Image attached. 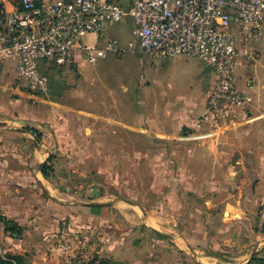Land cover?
I'll use <instances>...</instances> for the list:
<instances>
[{"label": "crops", "instance_id": "obj_1", "mask_svg": "<svg viewBox=\"0 0 264 264\" xmlns=\"http://www.w3.org/2000/svg\"><path fill=\"white\" fill-rule=\"evenodd\" d=\"M247 51L236 67L246 73L241 91L247 103L217 126L198 122L214 80L205 65L208 80L194 99L130 82L99 84L95 68L107 57L95 65L76 61L71 69L53 71L49 94H33L30 101L15 84L16 61H5L0 65V202L15 199L20 220L40 206L39 223L46 205L53 221L76 207L103 214L108 205L119 207L120 200L101 203L98 196L81 198V191L89 194L94 185L100 190L103 177L107 188L121 190L124 179L130 182L140 169L154 175L157 186L151 190L159 189L158 202L144 212L148 227L157 230V216L159 223L172 221L158 235L191 254L195 263L247 264L264 248V40L251 41ZM182 56L169 57V63ZM257 67L262 74L254 70L252 75ZM12 68L15 76L1 80V73ZM76 80L85 83L75 86ZM56 84L63 87L60 96L51 94ZM43 164L49 165L48 177L41 172ZM96 180L100 183H91ZM75 182L79 193L73 192ZM37 187L47 198L28 199L25 191L33 194ZM169 200L180 213L169 208ZM125 216L137 218L136 212Z\"/></svg>", "mask_w": 264, "mask_h": 264}, {"label": "built area", "instance_id": "obj_2", "mask_svg": "<svg viewBox=\"0 0 264 264\" xmlns=\"http://www.w3.org/2000/svg\"><path fill=\"white\" fill-rule=\"evenodd\" d=\"M126 17L131 37L105 38ZM263 25L264 0H0V65L15 60L16 79L27 84L19 88L48 95L51 65H95L129 51L193 57L214 75L198 122L217 126L247 103L235 70Z\"/></svg>", "mask_w": 264, "mask_h": 264}, {"label": "rangeland", "instance_id": "obj_3", "mask_svg": "<svg viewBox=\"0 0 264 264\" xmlns=\"http://www.w3.org/2000/svg\"><path fill=\"white\" fill-rule=\"evenodd\" d=\"M130 26L131 19L126 17L124 21L110 29L106 37L116 36L121 42H124L131 37ZM262 30L260 40H264V25ZM89 38L91 41L94 40V37ZM114 55L110 54L102 67L96 66L97 73L101 75V77L94 78L96 82L98 81L97 83L122 85L130 82L132 85L135 84V86L144 87L151 91L155 89L169 95L182 94L189 100L196 98L199 94L197 91L208 80L207 72L209 69L206 71L204 65L198 63V60L193 57L182 56L177 58L176 61L178 62L175 61L171 64L169 57L155 60L132 51L116 57ZM243 69L244 67H239L235 70V76H237L235 82L240 91L246 75ZM10 70L11 72L9 71L7 75L1 73V80L5 77L15 76L13 68ZM254 70L257 71L256 74H262L261 69L257 67L253 69L252 75L255 74ZM53 71L64 72L65 69L51 65V69L47 71L49 77ZM14 81L18 87L27 86L26 83L16 78ZM84 83L83 81L79 84L76 80L75 86H81ZM21 90L24 91L21 93L26 94L30 101L35 100V97L43 96V94L28 91L26 87H21ZM26 90L30 93H27ZM33 94L35 97H31ZM139 171L140 169H137L132 177L128 175L131 177L130 182L127 178L124 179L121 190L107 188L106 182L108 180L103 177L101 182H103L104 187L100 190L94 185V189L89 190V194L81 191V198L86 199L89 196L88 200L97 196L101 197L100 200H97L101 203H112L120 200L119 207L108 205L107 208H104L103 214H90L89 210L76 207L73 208L72 214L53 221V217L48 218L51 214L48 209L49 205H46L41 208L45 215H41L42 222L39 223L36 211L40 206L31 207L25 216L26 219L20 220L16 212L19 205H15L14 196L13 201L11 199L9 202L4 201L5 204L0 202V216L4 217V220L0 222L1 253L3 255H21L24 257V261L30 264H86L87 261L95 257L100 264H195L191 254L177 249L173 242L162 239L145 224V210H149V205L158 202L160 197L159 189L152 188L154 190H151L150 188V186H157L153 180L154 175ZM26 180L30 181L31 175H27ZM89 182V187H92L91 183H100L97 180ZM77 183H74L76 188L73 187L74 185L72 187L73 192L79 193L80 189ZM98 186L100 187V184ZM33 191V194L30 191H25L29 192L28 199L47 198L45 191L40 187ZM25 192L21 196H24ZM174 192L173 189L169 190V199L172 198L170 195ZM133 201L137 202L138 205H134ZM169 201L171 203V200ZM171 204L173 206L169 205V208L173 212H181L176 204ZM4 205H7L8 208L5 207L3 211L2 206ZM135 212L137 218L134 220L125 216V214ZM8 221L9 223L6 224ZM156 222L159 225H154L159 232L169 229L173 224L172 221L159 223L160 218L158 216ZM188 224L191 225L189 222ZM13 226L19 230V237H16V232L7 230Z\"/></svg>", "mask_w": 264, "mask_h": 264}, {"label": "trees", "instance_id": "obj_4", "mask_svg": "<svg viewBox=\"0 0 264 264\" xmlns=\"http://www.w3.org/2000/svg\"><path fill=\"white\" fill-rule=\"evenodd\" d=\"M48 170H49V165L43 164L41 166V172L45 177L49 176ZM2 220H4V217L0 216V222ZM8 223L9 221L6 224ZM7 230L16 232V237L20 236V232L18 229H16L15 226H13L12 228H7ZM261 231H264V229L262 228ZM0 264H30V263L25 262L24 257L21 255H18V254L3 255L0 251ZM86 264H100V263L98 262V259L95 257L91 259L90 261H87ZM195 264H199V263H195ZM247 264H264V248L258 252L253 253L250 260L247 262Z\"/></svg>", "mask_w": 264, "mask_h": 264}, {"label": "water", "instance_id": "obj_5", "mask_svg": "<svg viewBox=\"0 0 264 264\" xmlns=\"http://www.w3.org/2000/svg\"><path fill=\"white\" fill-rule=\"evenodd\" d=\"M63 92V87L61 85H53L52 87V91H51V94L53 96H60ZM89 205H96L97 203H88ZM10 227H11V224H10ZM154 232H156L157 234H161L159 231H157L156 229H153Z\"/></svg>", "mask_w": 264, "mask_h": 264}]
</instances>
